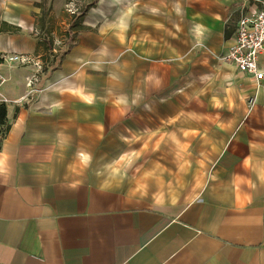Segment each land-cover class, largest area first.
Wrapping results in <instances>:
<instances>
[{
  "label": "crops",
  "instance_id": "0c3cea01",
  "mask_svg": "<svg viewBox=\"0 0 264 264\" xmlns=\"http://www.w3.org/2000/svg\"><path fill=\"white\" fill-rule=\"evenodd\" d=\"M62 4L0 0L43 63L1 65L0 264H264V81L220 57L259 2L88 0L58 50Z\"/></svg>",
  "mask_w": 264,
  "mask_h": 264
},
{
  "label": "built area",
  "instance_id": "2783aa9c",
  "mask_svg": "<svg viewBox=\"0 0 264 264\" xmlns=\"http://www.w3.org/2000/svg\"><path fill=\"white\" fill-rule=\"evenodd\" d=\"M259 6L245 7L236 20V31L234 42L229 50L220 55L221 59L238 68L239 71L253 77L257 85H262L264 81V0H257ZM79 7L68 11L76 14ZM6 61H14L18 64H34L37 70L42 71L43 63L35 61L33 57L26 54H1L0 53V103L9 102L2 94V89L7 81V77L1 69V65ZM38 80L37 74H33L28 79L30 92L35 91V82ZM26 96L20 98L23 101Z\"/></svg>",
  "mask_w": 264,
  "mask_h": 264
},
{
  "label": "rangeland",
  "instance_id": "374dc122",
  "mask_svg": "<svg viewBox=\"0 0 264 264\" xmlns=\"http://www.w3.org/2000/svg\"><path fill=\"white\" fill-rule=\"evenodd\" d=\"M62 1H63V4L61 5V7L54 5L59 10V15H58L59 17L51 18V19H55V20H58V19L61 20L60 21L61 24L57 27L58 33L53 34L51 32L50 28L46 29L42 34H40L38 32V36H41V41L46 43L47 47L56 46L58 50H59V48H61L65 44L67 28H68V26H67L68 18L70 17V15H74L68 11V8L71 7L72 9H75L76 6L79 7V9L76 13V15H77L80 13V11L82 9H84V7H85L84 5H86L85 3L88 2V0H86L85 3H83V0H62ZM54 6L52 8H55ZM53 26H55V24H53ZM49 27H51V26H49Z\"/></svg>",
  "mask_w": 264,
  "mask_h": 264
},
{
  "label": "trees",
  "instance_id": "16d2710c",
  "mask_svg": "<svg viewBox=\"0 0 264 264\" xmlns=\"http://www.w3.org/2000/svg\"><path fill=\"white\" fill-rule=\"evenodd\" d=\"M88 9H89V7L82 9L78 15L74 16L76 18V20L73 19L74 21L73 22L71 21L70 30L67 33V36H68L70 41H72V39L75 35L74 33H72V30L80 29L82 27L81 22H82L83 18L85 17ZM70 41L68 44H70ZM57 64H58V62H56V61L53 62V64L51 63L52 66L53 65L56 66ZM6 118H7V105L5 103H0V127L1 128H3V127L6 128Z\"/></svg>",
  "mask_w": 264,
  "mask_h": 264
}]
</instances>
